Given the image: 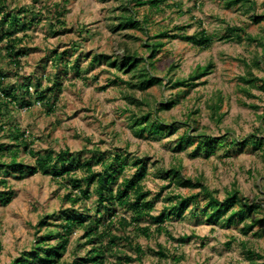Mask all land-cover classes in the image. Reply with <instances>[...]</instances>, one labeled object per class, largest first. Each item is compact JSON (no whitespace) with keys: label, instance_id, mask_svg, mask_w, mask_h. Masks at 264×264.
<instances>
[{"label":"rangeland","instance_id":"1","mask_svg":"<svg viewBox=\"0 0 264 264\" xmlns=\"http://www.w3.org/2000/svg\"><path fill=\"white\" fill-rule=\"evenodd\" d=\"M175 1L180 2L181 8L163 5L156 11L148 5L128 3V0H7V11L17 14L18 20L8 27L5 23L0 34L12 31V37L22 39L16 45L21 50L20 69H15L8 56L0 54L5 87L14 88L20 97V87L26 85L39 94L53 83L61 84L60 89L54 87L51 93L46 91L54 105L50 111L40 104L27 109L11 108L8 119L24 130L33 150L30 154L22 151L18 160L34 164L49 150L55 155L67 147L78 159L73 171L78 178H83L87 160H91L94 171H99L101 155L111 159L116 152H121L126 166L118 182L112 185L116 188L124 176L134 173L137 167L134 162L141 158L146 161L142 183L150 192L147 197L160 194L156 200L153 198V215L176 201H170L169 196H187L198 191L168 185V179L163 178L161 170L180 163L186 177H200L216 190L217 197L223 198L227 191L237 188L249 204L257 203L261 207L246 212L243 221L235 217L227 222L222 217L209 222L203 213L206 200L201 196L197 201H191L181 214H169L163 226L170 234L159 231L157 221L143 216L137 224L150 228L149 238L132 233L134 225L127 230L131 231L133 242L140 244L146 254L129 264H252L246 255V247L262 254L263 258L255 261L262 263L264 90L258 86L264 80V56L260 40L246 39L245 32L258 38L264 35V0H253L251 10L242 5L227 7L224 0H166L168 3ZM126 3L136 12L137 18L142 20L149 16L146 26L150 33L138 28L117 27ZM55 4L63 10L61 16L53 10ZM22 7H29L31 13L22 11ZM256 17L260 18L257 22L254 21ZM58 18L65 24L57 21ZM177 26H184V29L176 30ZM227 26L241 28L240 35L232 33L229 38L220 40ZM167 27L171 34L188 36L202 29L213 35V39L207 47H199L182 35L161 39L165 44L154 57L151 71L162 78V84L132 90L125 83L128 75L107 65L103 58L93 59L100 54H122L125 46L144 55L145 44L150 42L149 35ZM54 53L62 55L63 59L60 62L52 60ZM256 58L259 64L254 62ZM66 62L77 63L79 75L66 69ZM208 62H212L211 72L197 79L195 85L178 86L169 82L170 78H187L198 65ZM249 71L259 79L255 86L240 78L250 77ZM242 87L249 88L250 94L244 93ZM128 94L146 99L148 103L141 105L142 112L166 99L173 100L174 105L159 110L157 115L168 123L174 122L175 129L171 133L145 131L135 134L131 126L132 112H138L140 108L130 102L126 97ZM6 126L8 129L9 125ZM187 130L196 137L183 149L177 147V138ZM202 134L227 135L238 141L246 138L248 144L239 149L236 143L216 142L212 148L202 146L198 149L199 140L208 141ZM251 135H256L261 145L253 142ZM0 140L8 141L5 137ZM3 170L0 169V179L5 178L14 193L9 203L0 201V264H13L22 251L35 244L44 232L37 228L42 215L61 214L64 210L71 214L87 210L90 216L99 213L97 210L101 207L95 191L84 204L73 206L64 199L70 191L66 178L39 171L22 175L19 171L7 173ZM85 183L82 182L83 186ZM93 186L92 181L91 192ZM3 188L0 184V190ZM234 209H238V205ZM115 211L117 217L133 215L129 205L116 204ZM254 219L260 221L249 230L243 228ZM49 220L52 224L56 222L53 218ZM82 234L77 230L71 236L59 264H68L85 256V251L92 247L93 243L83 245L85 237ZM159 245L168 252L167 257L154 252ZM117 247L136 258L126 239H120ZM114 260V256L106 254L105 264Z\"/></svg>","mask_w":264,"mask_h":264},{"label":"trees","instance_id":"2","mask_svg":"<svg viewBox=\"0 0 264 264\" xmlns=\"http://www.w3.org/2000/svg\"><path fill=\"white\" fill-rule=\"evenodd\" d=\"M134 2V4L143 6L148 5L151 10L160 11L162 6H174L181 8V4L178 1L168 3L166 0H128V3ZM227 7L242 5L247 7L246 9L251 10L254 7L253 0H224ZM163 6V7H164ZM7 0H0V30L2 26H12L17 22V14H11L8 10ZM124 12L119 16L120 21L117 27L120 28H138L150 33L147 30V23L149 16H145L142 20L136 17V12L128 8L127 3L123 7ZM22 11L31 13L29 7H22ZM51 10V9H50ZM53 10L57 12L56 15L61 16L63 10L60 9L58 4L53 6ZM132 12V13H130ZM7 19V22H5ZM260 18H254V21H259ZM24 20V19H23ZM60 23L65 24L64 21L56 19ZM53 25V24H52ZM184 26H177L176 30H183ZM241 28L234 26H227L225 32L221 34L219 39L229 38L231 34L239 36ZM5 34H0V54L8 56L9 61L14 65L15 69L21 68L20 55L21 50L16 47L17 43H20L21 37H12V31ZM182 35V37L188 38L199 47H207L210 45L213 39V35L207 33L205 30L198 31L190 36L186 34L172 33L167 27L163 30H157L152 35H149L150 42L145 44L147 46L144 55H139L135 50L129 49L127 46L124 47L122 54L107 55L100 54L93 56L94 60L105 59L106 64L113 67L115 70L128 75V79L125 81L126 85L132 90H145L149 86L159 83L162 84V78L152 74L151 68L154 66V57L159 53L165 42L161 39L167 37H176ZM245 37L248 40L259 41L262 46V54L264 56V35L259 38L245 32ZM5 40L4 43L2 41ZM263 40V41H262ZM62 55L54 53L52 60L61 61ZM255 63L259 64V59L254 60ZM66 69L74 71L77 75L80 73V68L77 63L69 64L66 62ZM212 69V62H208L205 65H198L195 70L187 78H176L175 80L169 79L171 85L178 86H193L196 84V80L208 75ZM250 77L241 76V80L254 84L257 77L249 71ZM117 77L118 74H116ZM5 74H2L0 70V139L5 137L8 141L2 142L0 140V169L10 173L19 171L22 175L34 174L36 172L51 173L55 177L66 178L65 181L69 182L70 191L64 196L65 200L75 204H84L92 193L95 191L98 204L101 208H98L99 213L94 216L87 214L85 211H76L71 214L69 211L64 210L61 214H44L41 216L37 223L39 231L44 229V232L39 236L35 244H33L28 250H24L20 255L15 258L13 264H59L62 254L66 251L70 244L71 236L77 231L81 230L82 235L85 237V244H92V247L85 251V256H81L78 259H74L68 264H85L84 261L90 262L91 264H105L106 254H111L115 257L114 262L110 264H129L134 259L142 257L146 254V251L138 243H134L131 231L127 230L132 226V233L135 235L143 234L145 237H150V228L148 226H139L137 220L141 217H149L154 221L158 222V230L166 231L163 223L171 213L181 214L185 209L188 208L191 201H197L201 196L206 200L203 207V213L205 219L209 222L216 221L217 219L224 218V221L229 222L231 219L238 217L239 220H244L246 212H251L256 208H260L261 205L257 203L249 204L246 199L240 195V191L237 188H232L227 191L223 198L216 196V190L211 189L204 180L200 177L191 178L186 177L182 173V165L174 164L168 169L161 170L162 176L168 179V185L173 184L178 187L198 189L197 192L187 196L180 194H174L173 197L169 196L168 199H176L174 203H170L168 206H164L163 209L157 215L151 214V210L154 206V200L159 197L157 194L155 197H147L150 193L146 190L142 180L145 175L146 161L141 158H136L134 164L137 166L134 173L130 176H124L116 188H113V184L118 182L119 175L124 171L126 166L121 152H116L111 159H106L102 155L98 158L101 163V170L94 171L91 166V160H87L84 163V170L86 174L83 178H78L74 168L78 165V159L75 155L65 147L59 150L55 155L52 150H49L44 156L38 157L34 164L24 163L18 160L20 153H32L33 150L30 146V140L26 138L24 130L20 129L16 123L10 122L8 117L10 116L11 108H30L36 105V102H40L44 105L47 110L54 108L51 102L50 95L46 91L54 89H60V83H53L46 89H42L40 93L32 92L30 85L20 87V97L15 92L16 90H10L5 87ZM262 84L260 87L264 90V80H261ZM244 93L250 94L249 88L242 87ZM126 97L130 102L136 103L139 106L138 112H132V128L135 134L139 135L143 132H149L151 134L171 133L175 129V123H168L159 118V110H167L174 105L173 100H165L159 102L158 106H149L146 111L141 110L143 103H148L145 98L138 99L134 95L128 94ZM216 106V105H213ZM218 106V105H217ZM10 123V124H9ZM8 126V129L6 128ZM7 129V130H6ZM4 135V136H1ZM205 135V134H202ZM206 136V135H205ZM195 134H189V130L184 132L176 140V145L179 148H184L186 143L194 140ZM252 141L257 145H261V141L256 135H251ZM204 140H199L197 148L205 146V148H212L213 144L218 142L236 143L239 149L248 144V140L245 138L243 141L237 139H231L227 135L211 137L206 136ZM86 182L83 186L82 182ZM94 183L92 192L90 191L91 183ZM0 184L3 185L0 190V201L7 204L11 201L14 191L8 185V181L5 178L0 179ZM129 205L132 207L133 215L130 218L116 215L115 205ZM238 205V209H234V206ZM228 213V214H227ZM227 215V216H226ZM226 216V218H225ZM55 219L56 222L53 224L49 219ZM59 221L57 222V219ZM260 220L254 219L249 223H245L243 228L246 230L251 229L252 226L256 225ZM53 225V226H51ZM53 227V228H51ZM169 233V232H167ZM170 234V233H169ZM53 239V242L51 240ZM126 239L130 247L133 248L136 253V258H133L129 254H126L122 249L118 248L119 240ZM246 247V243H243ZM156 254L167 257L168 252L162 245L158 246V250L154 251ZM246 255L252 262V264H264L255 262L259 258H263V255L255 251L251 247H246Z\"/></svg>","mask_w":264,"mask_h":264},{"label":"built area","instance_id":"3","mask_svg":"<svg viewBox=\"0 0 264 264\" xmlns=\"http://www.w3.org/2000/svg\"><path fill=\"white\" fill-rule=\"evenodd\" d=\"M30 90H31V88H30ZM36 104H40V102L37 101ZM40 105H41V104H40Z\"/></svg>","mask_w":264,"mask_h":264}]
</instances>
